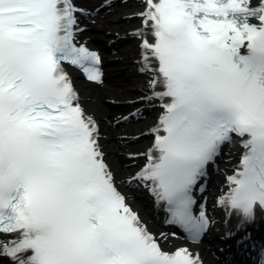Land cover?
I'll return each mask as SVG.
<instances>
[{
    "label": "snow or ice",
    "instance_id": "6c2138e0",
    "mask_svg": "<svg viewBox=\"0 0 264 264\" xmlns=\"http://www.w3.org/2000/svg\"><path fill=\"white\" fill-rule=\"evenodd\" d=\"M144 3V99L161 101L163 114L134 179L198 242L211 221L203 210L194 215V190L238 137L245 151L218 204L254 223L264 212V0ZM84 14L75 0H0V235L15 234L0 240V256L11 264H202L187 248L164 251L116 187L98 124L63 66L102 83L99 55L77 46Z\"/></svg>",
    "mask_w": 264,
    "mask_h": 264
},
{
    "label": "bare ground",
    "instance_id": "6f19581e",
    "mask_svg": "<svg viewBox=\"0 0 264 264\" xmlns=\"http://www.w3.org/2000/svg\"><path fill=\"white\" fill-rule=\"evenodd\" d=\"M101 1L102 0H77L80 8L84 9L85 12L92 14L89 19L86 18L85 20V25L89 29V31L85 33V38L87 40L90 38H93L94 40L97 37L109 39L113 37L114 34L123 31H130L135 28L138 23L136 19L126 20L123 17L135 12L139 5L137 0H129L122 5L120 9H115L116 7L110 8L106 10L103 15L96 13L97 6ZM133 53L134 49L129 53L122 55L124 63L121 64V68L124 69V75H114V77H112L114 78L112 83L118 86H122L124 83L128 82H133L134 84L141 83L139 79L133 78V63L131 59ZM77 85L82 89V98L87 111L94 115L103 127L106 153L108 159L112 163L114 171L116 172L121 189L129 193L130 203L132 201L135 206H138L135 195H133L136 188L135 186L129 188L126 182L127 178L134 175L138 165L124 163L123 159L127 155L126 153H129L130 155L137 154L138 163H142V154L148 147L149 136L143 135L144 138L141 140H135L132 136L129 138V135L145 132V130L151 125V122L147 119L148 121L144 120V123H137L136 125H131L132 122L121 124V126L114 125V123H119L122 119V115L120 114L122 110H124L121 109L124 106H114L110 100H130L136 98V93H124L119 90L120 88L106 86L94 87L92 85H87L81 80L77 81ZM141 95H144V93L142 92ZM153 112L155 114L149 116L152 120L156 118V112ZM127 139H129V141L125 144ZM230 156L231 155H227V157ZM132 160L136 161V158H133ZM137 199L139 200L138 196ZM139 201L142 204L141 200ZM142 216L147 217L148 212L143 210ZM165 242L166 244H171V241L167 239H165ZM203 256L208 258L209 264H215L210 252H203Z\"/></svg>",
    "mask_w": 264,
    "mask_h": 264
}]
</instances>
